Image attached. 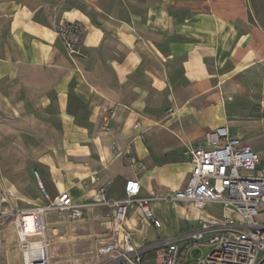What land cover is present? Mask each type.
<instances>
[{
    "label": "crops",
    "instance_id": "0c3cea01",
    "mask_svg": "<svg viewBox=\"0 0 264 264\" xmlns=\"http://www.w3.org/2000/svg\"><path fill=\"white\" fill-rule=\"evenodd\" d=\"M63 20L86 28V57L75 62L54 31ZM256 84L264 104V0H0V182L25 199L11 201L23 208L43 203L34 170L51 196L65 190L75 203L101 189L121 199L131 177L142 195L164 194L191 168L187 156L169 157L208 148L205 131L249 133L247 122L257 120L228 119L225 103L249 101ZM163 204L200 213L152 200L158 220ZM126 225L146 242L151 224L138 208Z\"/></svg>",
    "mask_w": 264,
    "mask_h": 264
},
{
    "label": "built area",
    "instance_id": "2783aa9c",
    "mask_svg": "<svg viewBox=\"0 0 264 264\" xmlns=\"http://www.w3.org/2000/svg\"><path fill=\"white\" fill-rule=\"evenodd\" d=\"M54 31L70 61L86 57L82 49L86 28L82 22L63 20ZM203 141L208 148L185 149L191 168L174 190L144 196L138 180L131 177L124 181L121 199H107L102 189L93 195V202L112 207L105 221L109 242L98 248L104 259L97 264H145L149 262L145 255L150 251L152 264H182L184 250L190 251L196 264H264V168L258 167L260 154L232 136L226 125L205 131ZM33 176L43 203L31 208L15 206L11 202L12 189L0 187V207L7 204L0 218L7 216L13 224L22 264H50L45 215L52 212L76 221L87 203H75L65 190L51 196L36 170ZM152 200L177 202L199 210L195 227L137 244L126 225L127 212L136 207L153 227L159 228L161 223L150 207ZM211 205L220 206L219 216L202 212ZM204 238L213 247L202 257L198 242ZM195 248L196 257L191 253Z\"/></svg>",
    "mask_w": 264,
    "mask_h": 264
},
{
    "label": "rangeland",
    "instance_id": "374dc122",
    "mask_svg": "<svg viewBox=\"0 0 264 264\" xmlns=\"http://www.w3.org/2000/svg\"><path fill=\"white\" fill-rule=\"evenodd\" d=\"M177 64H175L176 66ZM178 72L177 79L181 81V74L177 66L174 68ZM250 97L249 101H245L239 104L237 101L230 103L226 101L225 110L229 118H237L240 114H249L251 118L257 121L247 122L248 128H245L249 133L239 134V129H233V135H239L240 139L246 143V139H251L250 143H247L255 151L260 154L261 161L258 165L259 168H264V104L259 103L260 93L257 84L255 87L249 88ZM230 100V99H229ZM229 104H228V103ZM198 104H201L198 102ZM190 130L189 128H187ZM186 129V130H187ZM195 137L201 136V131H195ZM171 162H186V155L181 153L180 155L169 157ZM167 159L169 161L170 159ZM138 170H141V166L137 165ZM136 172V170H134ZM180 172V168L176 167L166 178V184L172 186L174 179ZM12 174H9L11 177ZM0 187L6 188L1 183ZM28 191H33L34 186L31 184ZM115 195L121 198L120 191L114 188ZM170 188H163L165 193ZM11 201L25 200L17 192L12 191ZM26 193V192H24ZM159 202L158 200H154ZM170 203V202H167ZM6 203L2 204L0 211L6 210ZM112 211V207L109 205L93 202L88 200L87 206L83 211L82 217L77 221H69L65 217L57 216L55 213H48L46 215L48 224L46 226V234L49 239V263L50 264H96L101 259L98 255V248L102 244L106 243L109 238V231L105 226V221L108 220ZM158 218L161 222V227L155 228L152 225H148L144 230V234L147 239L146 242H153L159 238L169 237L177 234L186 229L195 226V217L198 211L188 209H178L177 207L163 204L159 207ZM205 212L213 213L216 216L220 215V208L218 206H209ZM227 213L231 216H235V213L227 210ZM207 238L198 242L199 249L201 250L202 257H205L211 250L213 245L206 241ZM145 241V240H144ZM17 236L13 225L10 222L9 217L0 218V264H21V253L17 247ZM153 252H148L145 256L150 259ZM182 264H196V261L191 257L190 251L184 250L181 253ZM152 264V263H146Z\"/></svg>",
    "mask_w": 264,
    "mask_h": 264
},
{
    "label": "bare ground",
    "instance_id": "6f19581e",
    "mask_svg": "<svg viewBox=\"0 0 264 264\" xmlns=\"http://www.w3.org/2000/svg\"><path fill=\"white\" fill-rule=\"evenodd\" d=\"M13 195V192H12ZM31 227V221L28 219L27 220V224H26V228L29 229Z\"/></svg>",
    "mask_w": 264,
    "mask_h": 264
},
{
    "label": "water",
    "instance_id": "95a60500",
    "mask_svg": "<svg viewBox=\"0 0 264 264\" xmlns=\"http://www.w3.org/2000/svg\"><path fill=\"white\" fill-rule=\"evenodd\" d=\"M195 252H198V249L197 248L193 249L192 252H191L194 255V257H196Z\"/></svg>",
    "mask_w": 264,
    "mask_h": 264
}]
</instances>
